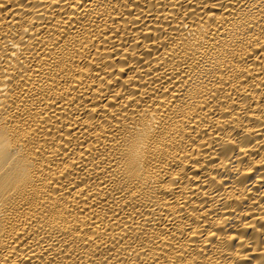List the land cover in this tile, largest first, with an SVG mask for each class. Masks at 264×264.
Masks as SVG:
<instances>
[{"label":"bare ground","instance_id":"6f19581e","mask_svg":"<svg viewBox=\"0 0 264 264\" xmlns=\"http://www.w3.org/2000/svg\"><path fill=\"white\" fill-rule=\"evenodd\" d=\"M0 264H264V0H0Z\"/></svg>","mask_w":264,"mask_h":264}]
</instances>
